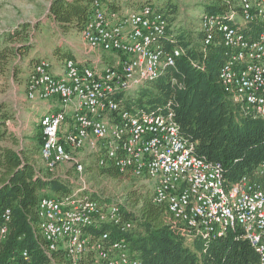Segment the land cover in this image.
I'll return each mask as SVG.
<instances>
[{"label":"built area","instance_id":"obj_1","mask_svg":"<svg viewBox=\"0 0 264 264\" xmlns=\"http://www.w3.org/2000/svg\"><path fill=\"white\" fill-rule=\"evenodd\" d=\"M210 1L222 9L223 18L202 15L199 31L204 46L219 37L225 50L219 83L229 98L264 119V0ZM90 7L80 36L89 49L111 53L113 60L99 68L66 59L62 73L54 75L50 62L41 59L26 82L29 100L57 98L61 107L38 120L43 166L53 174L72 163L79 182L64 196L38 202L46 254L61 251L70 264L86 256L91 264H142L124 238L112 239L101 230L111 225L127 232L133 224L122 217L117 203H100L84 194L82 165L72 151L87 148L96 153L99 165L106 158L120 173L152 181L153 203L165 207L170 223L188 242L211 241L240 229V238L264 264V186L242 176L227 187L222 166L197 156L194 144L182 138L170 102L151 111L124 106L125 94L160 78L183 54L181 47H165L173 36L164 13L134 0H93ZM70 108L73 124L62 132ZM257 175L264 176V163ZM6 231L3 226L1 238Z\"/></svg>","mask_w":264,"mask_h":264},{"label":"trees","instance_id":"obj_2","mask_svg":"<svg viewBox=\"0 0 264 264\" xmlns=\"http://www.w3.org/2000/svg\"><path fill=\"white\" fill-rule=\"evenodd\" d=\"M92 1L52 0L47 19L60 32H80L91 14ZM223 14L220 7L205 5L202 15L222 19ZM29 31L30 25L23 23L0 36V72L7 69L15 56L32 51ZM178 33L173 42L164 41L167 49H183L175 66L166 69L160 78L125 94L124 106L151 111L170 102L182 138L194 144L197 156L222 166L227 187L242 176L263 187L264 176L257 175V169L264 163V119L224 93L218 73L225 50L219 37L212 45L204 46L201 32ZM251 33L253 36V30ZM54 52L64 53L60 48ZM39 134L29 148L20 152L11 148L0 150V230L3 226L7 229L3 238L0 236V264H70L61 251L46 254L38 229L39 200L64 196L73 187L68 178L54 177L38 162ZM95 166L98 175L119 181H125L130 174L120 173L106 158L99 165L97 157ZM96 197L90 196L98 200ZM110 202L119 205L122 217L133 227L121 232L115 226L105 225L101 230L112 239L124 238L130 252L142 264H259L256 252L240 238V229L227 230L224 236L211 241L188 242L170 223L165 207L154 204L151 195L131 188L122 202L100 203ZM23 252L26 258L22 257ZM78 264H91V258L86 256Z\"/></svg>","mask_w":264,"mask_h":264},{"label":"crops","instance_id":"obj_3","mask_svg":"<svg viewBox=\"0 0 264 264\" xmlns=\"http://www.w3.org/2000/svg\"><path fill=\"white\" fill-rule=\"evenodd\" d=\"M48 11L49 6L44 13L45 21L43 23L45 25L47 24L45 29L51 31L55 42L48 45L47 48H38L37 45L40 43V38L37 37L31 40L30 36L29 44L33 46L32 51L28 53V55L15 56L8 64L7 69L0 72V88L2 85L4 86L5 83L11 88V91H4L5 93H1L0 91V150L2 148H11L16 152H20L22 149L29 148L34 143V133H41L38 125L40 117L38 118L36 116L38 111L42 110L43 113H53L61 110L57 98L35 101L27 98V78L32 67L37 61L41 59L48 60L51 64V72L54 75H60L62 73L63 63L66 59L74 60L79 66L100 68L104 64L112 61L114 58L111 53L89 49L83 42L80 33L74 29L64 33L55 29V23L50 19H47ZM23 23L29 24V22L25 21L15 22V24L11 26L10 31L14 30L18 25ZM37 28L42 29V24H39ZM56 48L63 49L64 53L61 54L54 52ZM66 113V119L62 124V132L70 130L73 124L71 115L72 109H67ZM14 125H16L15 129ZM37 159L38 162L42 164L39 151ZM53 174H55L53 175L54 177H61L63 179L68 178L73 184L72 189L75 188L74 183L78 188L79 184L77 180L73 182L71 179V172H68L65 176L64 174L58 175L56 171ZM75 174L77 175V173Z\"/></svg>","mask_w":264,"mask_h":264},{"label":"rangeland","instance_id":"obj_4","mask_svg":"<svg viewBox=\"0 0 264 264\" xmlns=\"http://www.w3.org/2000/svg\"><path fill=\"white\" fill-rule=\"evenodd\" d=\"M52 0H0V36L10 32L11 26L18 21L29 22L30 31L29 35L31 40L39 37L40 43L38 48H47L48 45L55 42L52 37L51 31L45 29L43 22L45 21V11L47 10L49 3ZM138 3H149L151 6L158 8L167 17L169 23V34L172 36L179 35L178 31H182V35L197 34L199 31L200 17L204 12L205 5H212L210 0H134ZM136 5V4H135ZM43 26L42 29H38V25ZM44 24V25H43ZM32 26V27H31ZM34 30V32H33ZM33 32V33H31ZM181 35V33H180ZM64 36V35H63ZM53 38V39H52ZM38 50V49H37ZM141 86H137L138 90ZM11 91L8 84L1 86V93L4 91ZM7 93V92H6ZM43 111H38L36 116L39 118ZM16 125H14L15 129ZM21 133V132H20ZM35 139H37L39 132H35ZM15 145V144H14ZM71 151V150H70ZM72 155L74 160L82 165V177L84 181V194L87 196H97V202H109L112 200L123 201L127 191L131 188H136L143 194H149L152 196L153 186L152 181L147 178H136L129 174L128 179L125 181H119L97 174V168L95 166V160L97 158L96 153L91 152L87 148L80 150H73ZM67 165L60 166L57 174L67 175L71 172V179L78 180V174H75L72 163H66ZM55 175V174H53ZM78 182V181H77ZM133 182V186H131ZM79 183V182H78ZM77 185L74 183L73 189H76ZM72 189V190H73Z\"/></svg>","mask_w":264,"mask_h":264}]
</instances>
